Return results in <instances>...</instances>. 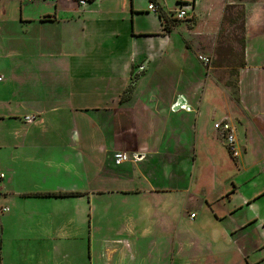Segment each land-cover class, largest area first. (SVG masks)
I'll use <instances>...</instances> for the list:
<instances>
[{
    "label": "crops",
    "instance_id": "obj_1",
    "mask_svg": "<svg viewBox=\"0 0 264 264\" xmlns=\"http://www.w3.org/2000/svg\"><path fill=\"white\" fill-rule=\"evenodd\" d=\"M80 1L0 0V27L49 31L44 39L62 56L55 59L65 62L61 78L72 84L51 98H62L60 104L48 105L42 104L40 92L27 97L26 87L16 88L18 79H35L37 74L13 69L0 88V151H14L1 159L0 167V264H151L146 251L153 242L154 209L161 210L166 224L177 219L181 223L185 210L191 211L190 217L195 214L193 225L202 230L213 223L206 235L213 243L224 240L226 247L212 251L214 262L221 258L223 264H234L237 255L241 264H264V251L258 254L264 245L257 248L254 234L256 224L264 235V217L226 229L218 222L231 210L234 214L251 206L264 195V186L253 193L254 199L241 196L240 203L213 220L197 219L192 211L203 200L199 178L208 161L203 154L210 152L216 159L224 153L240 172L254 147H264V14L259 25L246 21L245 15V65L239 68L235 97L228 89L231 79L221 88L195 49L213 40L217 58L226 7L241 6L246 13L248 0ZM151 3L157 12L149 9ZM181 6H187L188 17L182 20L189 24L165 31L159 13L177 19ZM37 59L32 61L35 66L43 62ZM24 63L22 59L15 65ZM138 63L147 69L131 81L136 88L123 101ZM75 82L80 93L73 88ZM248 96H254L253 104H246ZM90 97L105 99L94 102ZM29 115L36 117L31 123L26 121ZM227 116L244 147L238 157L214 128V122ZM126 148L144 153L141 162L116 164L114 153ZM251 180L241 185L232 181L220 204ZM201 203L214 205L207 199ZM250 232L253 251L232 247L234 239ZM252 254L259 260L252 262Z\"/></svg>",
    "mask_w": 264,
    "mask_h": 264
},
{
    "label": "rangeland",
    "instance_id": "obj_2",
    "mask_svg": "<svg viewBox=\"0 0 264 264\" xmlns=\"http://www.w3.org/2000/svg\"><path fill=\"white\" fill-rule=\"evenodd\" d=\"M12 1L13 3L16 2V0ZM246 4V21L249 20L253 25H259L261 21L260 19L262 18L260 15L264 14L262 0H248ZM235 9L236 8H234L232 11L234 12ZM257 10L258 12H254ZM171 23L173 26L179 24H189L187 20L177 19H172ZM45 36L49 38V31H40L39 29H36L32 32L22 33L18 30L16 25H3L0 27V75L1 78L2 76L5 77L4 83H0V88L2 87V84H5L10 79V73L13 69H19V71L24 70L23 72L25 73L31 72V74H37L38 76H35V79L31 77H27L26 79H18L16 88L26 87L27 97H32L31 95L40 92L41 98L39 99L42 101L43 105H48L50 103L60 104L63 101L62 98H56L55 100H52L51 98L54 96H59L64 91V88L71 89L72 84H70L69 81H66L65 78H61V76H63L61 74L63 73L61 69L65 67V62H59L58 64V62L55 61L57 57L62 56L58 55L57 48H53V44L51 42H47L48 39H44ZM201 44L202 45H198L195 49V54L199 62L221 88H226L225 85L228 82H226V80H233V83H231L232 85L228 87V89L230 92H233V96L235 95V97H238L237 88L239 83L240 69H238V76L232 79L229 69L214 68V41H207L205 43L202 41ZM225 44L229 46H235L237 51L239 50V46L235 45L234 43V36L232 33H228V36L225 38ZM65 56L68 57L66 54ZM199 56L209 58L211 60L210 65L206 66L205 63L199 59ZM37 58H42L43 62H41L40 65L35 66L33 65L32 61L38 62ZM22 59L25 61L24 64L21 66L15 65V63H18ZM66 60L67 58L64 59V61ZM139 64L141 63L134 64L132 67L129 83L123 92V95L125 96H130L136 88V84L132 85L131 81H134L137 78L139 79L143 74H145V70L147 69L146 66L145 70L139 73ZM140 74L141 76H139ZM88 86H90L89 81ZM73 88H78L77 82H75V86ZM81 91L82 90L79 89V93ZM222 93L225 95V97L229 98L228 90H225ZM19 97L21 98L20 95ZM93 98L96 97H90V101L96 102L105 99V97H97V99ZM72 99L73 101H76L77 97H73ZM164 99L169 98L165 97ZM254 99V96H248V103L246 101L245 102L247 105L250 103L253 104V102H255ZM37 115V117H39V114ZM222 119L228 120V122L235 129L233 122L229 120L228 116L218 119L216 122L221 121ZM204 121H206V118ZM153 129H156V126H154ZM15 130H17V128ZM218 136L221 138V140H223L225 146L229 150L225 138H223L219 132ZM237 146L239 147L240 151L243 152V145L238 142ZM128 151L129 148L120 149L114 154L117 152H126L129 156V161H135L137 163L141 162V159L144 157V153H134L132 150L129 153ZM13 152L14 151H0V167L4 166V163L1 159H4L6 155ZM202 157L208 161L207 163L204 161L202 168L203 170L201 171L199 178V197L203 200L195 204L194 209H192V211L196 212L198 215L197 219L205 217L207 220H213V218H216L217 214L222 216L228 211V209L230 210L233 205L240 203L241 196H251L254 192L258 191L260 188H262V186H264V147L261 144H257L254 147L253 152L246 157L245 166L242 165V167H240L243 168L240 170V172H237L238 170H236L237 168L234 167V163L232 164L230 161L226 160L224 153H219L216 159L210 157V152L203 154ZM252 177L253 180L243 184L240 193L233 195L232 199L225 200V205L222 203L220 204V200L218 199L231 190L233 185L232 181L236 179V183H234L241 185L244 181H247ZM157 182L162 183V179L159 177ZM195 194V192L191 191L189 198L194 200L192 197L193 195L196 196ZM254 197V195L251 196L253 199ZM205 199L214 202V205H202L203 203L201 202H204ZM158 211H160L161 215V210L154 209L153 211L155 218V222L151 226L153 231L151 238L153 239V242L152 244L148 245L146 251V254H148L146 256L151 258V264H223V261L221 262V258H219L217 262H214L217 257H213L212 251L225 249V241H214L218 243H213V240L211 241L210 235H206L214 225L213 223H207V228L202 230L198 226L193 225V219L190 217L191 211L189 212L188 210H185L182 211L183 215L181 218V223L177 219L174 222L169 220L166 224L162 222ZM231 211L225 214L226 217L224 220L218 221L220 226L225 229L238 225V223L245 219H249L250 217H264V195L256 199L253 204H251V206L244 207L242 210L234 214H231ZM254 228L256 230L254 234L256 237H258L256 242L257 248L262 247L264 245V235L256 224ZM246 234L243 233V235H240L236 240L234 239L233 244H231L234 249L243 248V250L247 249V251L254 250L256 243L252 242L250 239L253 237V232H250L249 235L245 236ZM263 251L264 250L258 251V254L260 255V252L263 253ZM254 254H252L250 257L252 262L259 260V255L254 256ZM261 257L263 258V256ZM233 258L234 264H241L240 257L234 255ZM173 259H176L175 263L173 262ZM139 264H144V262L142 261Z\"/></svg>",
    "mask_w": 264,
    "mask_h": 264
},
{
    "label": "trees",
    "instance_id": "obj_3",
    "mask_svg": "<svg viewBox=\"0 0 264 264\" xmlns=\"http://www.w3.org/2000/svg\"><path fill=\"white\" fill-rule=\"evenodd\" d=\"M154 2L155 0H151ZM236 8L234 12L231 10ZM245 11L241 6L229 5L226 7V11L223 15L222 29L219 35L218 48L216 50L217 58L213 60L215 67H227L230 69L231 76H238V69L244 67V50H245ZM159 16L164 22V30L170 32L172 29V18H168L163 12L159 13ZM226 25V26H224ZM226 28L234 36L235 45L239 46V50L235 46H229L225 44V38L228 36ZM238 57V58H236ZM237 59V60H236ZM233 80L228 82V85H232ZM128 93V92H126ZM129 96H123L122 100L128 99ZM77 193H51L49 195L63 196V195H76Z\"/></svg>",
    "mask_w": 264,
    "mask_h": 264
},
{
    "label": "built area",
    "instance_id": "obj_4",
    "mask_svg": "<svg viewBox=\"0 0 264 264\" xmlns=\"http://www.w3.org/2000/svg\"><path fill=\"white\" fill-rule=\"evenodd\" d=\"M25 1L33 2L34 0H25ZM80 3H82V4L86 3V1L81 0ZM149 9L153 12L158 11V7L153 3L149 4ZM187 17H188L187 6L179 7L176 11V18L182 20V19H185ZM199 59L202 60L206 66L210 65V63H211V60L207 57L199 56ZM144 70H145V65H141L140 67H138V71H140L139 73H141ZM0 79H1V77H0ZM35 118H36L35 115H29L26 117V121L31 123L35 120ZM214 128L217 132H219L225 138L231 153L235 157H238L240 154V149L237 146L238 140H237V137L235 135V131H234L232 125L228 122V120L224 119V120L216 122L214 124ZM114 157H115V163L116 164H121L123 162L129 161V156L126 152L125 153L124 152H117ZM194 216H195L194 213L191 214V217H194Z\"/></svg>",
    "mask_w": 264,
    "mask_h": 264
}]
</instances>
